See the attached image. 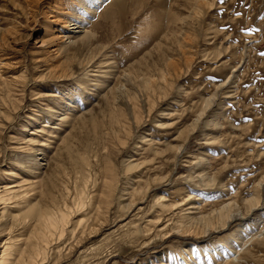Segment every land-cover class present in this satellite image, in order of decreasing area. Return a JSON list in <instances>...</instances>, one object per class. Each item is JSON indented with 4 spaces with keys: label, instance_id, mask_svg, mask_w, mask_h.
I'll list each match as a JSON object with an SVG mask.
<instances>
[{
    "label": "rangeland",
    "instance_id": "obj_1",
    "mask_svg": "<svg viewBox=\"0 0 264 264\" xmlns=\"http://www.w3.org/2000/svg\"><path fill=\"white\" fill-rule=\"evenodd\" d=\"M82 1L0 0V258L264 264V0Z\"/></svg>",
    "mask_w": 264,
    "mask_h": 264
},
{
    "label": "bare ground",
    "instance_id": "obj_2",
    "mask_svg": "<svg viewBox=\"0 0 264 264\" xmlns=\"http://www.w3.org/2000/svg\"><path fill=\"white\" fill-rule=\"evenodd\" d=\"M105 0H84L80 3V5H87L91 4V6H96L97 8L100 7V4L103 3ZM82 9V6L80 7ZM63 13V12H62ZM92 13V12H91ZM90 13V14H91ZM89 14V12H88ZM63 20H60L56 18V21L54 22H61L63 21V25L58 31V39H60L62 42H66L69 39L76 34H87L86 31H84V28L80 23H70L67 21V17L72 16L70 9H66L64 11ZM55 25V24H54ZM75 37V36H74ZM86 37V36H85ZM71 44V42H69ZM68 43V44H69ZM10 189V188H9ZM11 192V190H9ZM249 209L253 206L257 205V203L250 204ZM230 210L228 209L225 211L226 213H219L221 214L219 217V223L223 224V226L228 222V220H233V216ZM233 211V210H231ZM224 212V211H222ZM218 214V215H219ZM41 225V232L39 233L38 238L36 239L35 245H32L33 250H28L24 248L15 249L16 246L13 247L12 242L6 244L2 256L0 258V264H39V262H43L46 259L45 250L43 249L44 245H47L49 241L54 236L63 237L64 234H67L66 225H68V217L64 213H58V214H46L43 213L37 218V224ZM83 223V222H82ZM78 224H81V221L78 222ZM75 228H72L68 234H72L74 237L75 235ZM82 236L84 232H81ZM58 238V237H57ZM42 264V263H41Z\"/></svg>",
    "mask_w": 264,
    "mask_h": 264
}]
</instances>
